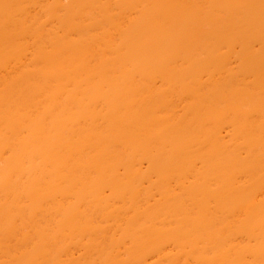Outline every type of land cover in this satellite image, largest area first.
Segmentation results:
<instances>
[{"label": "bare ground", "instance_id": "bare-ground-1", "mask_svg": "<svg viewBox=\"0 0 264 264\" xmlns=\"http://www.w3.org/2000/svg\"><path fill=\"white\" fill-rule=\"evenodd\" d=\"M0 264H264V0H0Z\"/></svg>", "mask_w": 264, "mask_h": 264}]
</instances>
